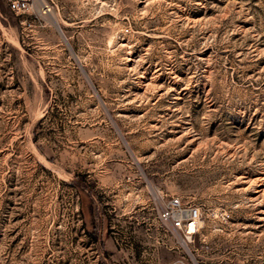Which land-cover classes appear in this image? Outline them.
I'll use <instances>...</instances> for the list:
<instances>
[{"label": "rangeland", "instance_id": "rangeland-1", "mask_svg": "<svg viewBox=\"0 0 264 264\" xmlns=\"http://www.w3.org/2000/svg\"><path fill=\"white\" fill-rule=\"evenodd\" d=\"M48 13L0 0V264H264V0Z\"/></svg>", "mask_w": 264, "mask_h": 264}, {"label": "built area", "instance_id": "built-area-1", "mask_svg": "<svg viewBox=\"0 0 264 264\" xmlns=\"http://www.w3.org/2000/svg\"><path fill=\"white\" fill-rule=\"evenodd\" d=\"M5 2L10 10L31 14L35 18L48 14L52 4V0H5ZM173 217H176L178 222L185 221L187 224L192 222L196 228L199 218L198 207L193 205L182 206L176 197H171L166 206L160 209L158 219L167 222Z\"/></svg>", "mask_w": 264, "mask_h": 264}, {"label": "bare ground", "instance_id": "bare-ground-1", "mask_svg": "<svg viewBox=\"0 0 264 264\" xmlns=\"http://www.w3.org/2000/svg\"><path fill=\"white\" fill-rule=\"evenodd\" d=\"M49 14V13H48ZM47 15V14H46ZM45 15V16H46ZM185 231H186V233H192V232H194L195 231V228H194V224L192 223V222H190V223H186L185 224ZM182 244H184V243H182Z\"/></svg>", "mask_w": 264, "mask_h": 264}, {"label": "trees", "instance_id": "trees-1", "mask_svg": "<svg viewBox=\"0 0 264 264\" xmlns=\"http://www.w3.org/2000/svg\"><path fill=\"white\" fill-rule=\"evenodd\" d=\"M87 235L90 236V237H92V235H90V233H88V232H87ZM92 238H93V237H92Z\"/></svg>", "mask_w": 264, "mask_h": 264}]
</instances>
